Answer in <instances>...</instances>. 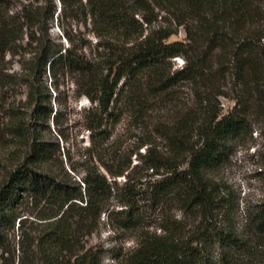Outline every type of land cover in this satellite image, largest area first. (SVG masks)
I'll list each match as a JSON object with an SVG mask.
<instances>
[{
  "label": "trees",
  "instance_id": "1",
  "mask_svg": "<svg viewBox=\"0 0 264 264\" xmlns=\"http://www.w3.org/2000/svg\"><path fill=\"white\" fill-rule=\"evenodd\" d=\"M55 24L69 46L53 38ZM180 30L185 39L172 41ZM18 56L22 72H11ZM47 75L56 89L72 76L92 103L91 156L127 178L121 187L97 166L77 182L54 163ZM19 86L26 110L2 107L17 161L0 180V264H102L104 251L87 244L103 215L137 233L124 264H264V198L240 221L216 178L264 124V0H0V95ZM223 98L234 103L227 114ZM124 116L143 134L123 154L111 141ZM135 154L152 170L145 181L132 177Z\"/></svg>",
  "mask_w": 264,
  "mask_h": 264
},
{
  "label": "rangeland",
  "instance_id": "2",
  "mask_svg": "<svg viewBox=\"0 0 264 264\" xmlns=\"http://www.w3.org/2000/svg\"><path fill=\"white\" fill-rule=\"evenodd\" d=\"M34 1V0H32ZM85 1V0H84ZM60 6V5H59ZM60 8L58 10V14ZM57 14V15H58ZM79 31L80 34L89 39L93 44L96 43V38L90 32V26L84 25L76 26L74 32ZM62 28L55 24L52 34L56 42H61L64 46H69L68 41L63 37ZM185 33L180 30L177 36L172 37L174 40H184ZM24 49L27 48L24 43ZM23 51V50H22ZM21 57H15L8 60L12 61L11 72L21 73L22 64ZM175 68H181L184 61L181 58L174 59ZM45 85L53 95L51 106L54 112L58 111L59 126H55L53 120L49 122L50 130L47 132L46 139L53 145V149L59 151L54 155V163L60 167V161H63L65 169L70 175L80 182L83 178L84 172L88 167L97 166L106 175L109 182L113 185L117 183L121 187L127 178L111 177L106 170L99 166V162L91 156V133L87 130L85 125V116L92 103L85 96L80 95V90L75 83V78L72 76H65L58 81V89L54 82L47 75L44 81ZM17 95L9 93L7 95H0V180L3 175L11 168L17 160L12 157L13 148L6 145L4 142L7 137H4L2 129L3 123V106L16 104L17 109L26 110L27 94L23 86L16 88ZM224 107V114H227L233 107L234 103L228 99H222ZM140 130L135 129L129 125L125 116L115 126L113 140L111 141V150L125 152H132L135 149L134 136H142ZM8 141V140H7ZM146 148L140 150L144 154ZM18 159V158H17ZM108 163V161H106ZM116 166V165H115ZM139 168L132 174V177L137 181H143L149 178L152 170H146V166L140 162L137 155L132 156V167ZM75 169V170H73ZM117 169V168H116ZM158 177H154L156 179ZM216 178L220 183L225 185L233 198L240 205L239 220L243 221L245 211L247 208L257 205L264 198V124L256 122L254 124L253 138H249L246 142L238 146L232 156L231 162L227 167L222 169ZM115 210L121 209L113 203ZM174 213V212H173ZM175 213L180 214L175 211ZM149 222L153 225L150 229L154 231L160 222L157 214L154 216L149 212ZM159 233V231H158ZM137 233L134 231L118 230L116 224H108L107 216L103 215L101 219V226L99 230L88 240V248L102 249L104 251L102 264H124L123 255L133 250L136 247Z\"/></svg>",
  "mask_w": 264,
  "mask_h": 264
}]
</instances>
